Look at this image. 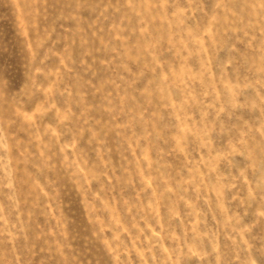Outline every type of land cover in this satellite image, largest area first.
<instances>
[{"label": "rangeland", "instance_id": "obj_1", "mask_svg": "<svg viewBox=\"0 0 264 264\" xmlns=\"http://www.w3.org/2000/svg\"><path fill=\"white\" fill-rule=\"evenodd\" d=\"M0 264H264V0H0Z\"/></svg>", "mask_w": 264, "mask_h": 264}]
</instances>
